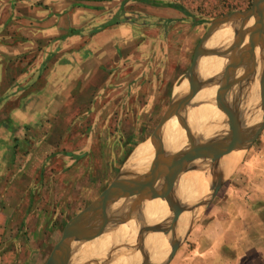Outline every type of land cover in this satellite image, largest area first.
I'll return each mask as SVG.
<instances>
[{"label": "rangeland", "instance_id": "obj_1", "mask_svg": "<svg viewBox=\"0 0 264 264\" xmlns=\"http://www.w3.org/2000/svg\"><path fill=\"white\" fill-rule=\"evenodd\" d=\"M251 2L0 0V59L11 78L0 85V264H48L66 224L149 142L212 23ZM37 50L45 55L40 66ZM54 53L67 67L71 55L96 61L57 75L50 70ZM99 54L105 58L98 61ZM28 60L32 77L18 81ZM42 76L43 87L28 88ZM231 152L233 163L239 159L230 177L207 206L217 178L206 183L201 216L168 264H255L244 255L249 242L264 239V128L242 154ZM224 172L220 163L215 175ZM191 192L197 197L195 185ZM182 207L179 222L187 226L197 215L193 204ZM96 240L82 251L101 249ZM165 250L155 256L158 264L166 262ZM82 254L74 249L71 264L92 256Z\"/></svg>", "mask_w": 264, "mask_h": 264}, {"label": "water", "instance_id": "obj_2", "mask_svg": "<svg viewBox=\"0 0 264 264\" xmlns=\"http://www.w3.org/2000/svg\"><path fill=\"white\" fill-rule=\"evenodd\" d=\"M229 20H235L238 23L237 43L233 46L241 45L243 47V53L234 68L226 71L218 78H205L202 87L190 88L186 93L171 100L158 128L149 139L156 152L148 170L134 175L129 174L128 170H123L102 197L66 224L60 242L52 252L48 264H71L75 243L94 240L97 234L103 235L105 233L106 222L109 219L125 217L130 214H134L133 222L136 227L132 240L127 244L129 255L132 259H135L131 264H154V251L143 247L145 231H147L149 224L143 210L144 205L153 200L159 201L162 187L167 184L178 183L181 177L191 170L203 173L205 183H207L210 181L208 164L215 160L223 165L225 172L223 177H217V182L209 189L210 194L205 206L211 202L220 187L230 177L231 171L227 169V156L232 147L235 151L240 150V154H242L254 137L264 128V109L257 121H243L245 115L248 116V119H253L252 89L256 82V68L261 61L264 67V38L261 41V25H264V0H252L248 9L236 11L215 20L196 50L191 69H197L198 67V58L202 46L219 27ZM246 38H248V41L245 46ZM206 88L216 89L211 97L212 99L210 101L197 99L198 94ZM224 88L227 89L226 96L219 100L220 93ZM230 91L231 96L227 99ZM244 91L246 92L244 113L241 112L233 124L226 126V130L223 128V130H217L215 128L217 120H215L210 125L213 128L212 136H210L209 142L205 146L180 151H167L165 149L162 138L163 128L172 119L186 118L188 116V105L191 102L197 101L198 108L207 106L211 102L214 110L225 117L235 104L236 97L241 96ZM126 181L132 182L135 188L127 193H120V186ZM202 198L203 195L195 199L181 196L178 192L166 201L168 216L172 218L173 226L165 234L167 246L165 249L170 247V253L164 264H168L172 260L178 247V241L191 232L201 216ZM183 202L193 204L197 216L184 229L180 230V214L186 210L184 207L181 208Z\"/></svg>", "mask_w": 264, "mask_h": 264}, {"label": "bare ground", "instance_id": "obj_3", "mask_svg": "<svg viewBox=\"0 0 264 264\" xmlns=\"http://www.w3.org/2000/svg\"><path fill=\"white\" fill-rule=\"evenodd\" d=\"M237 26H238L237 21L235 20L227 21L221 27H219L212 35V37L207 41V43H205L202 46L201 49L202 51L200 52L201 53L200 56L202 55L203 59L201 62L198 63L197 69H193L198 71V76L200 75L202 77L201 79L202 83L205 80V78H218L223 74H225L226 71L232 70L235 64L237 63V61L239 60V58L241 57L243 53L242 50L243 47L241 45L233 46V44L237 43V28H238ZM263 38H264V25L262 24L261 41L263 40ZM247 41L248 38H246L244 45L247 43ZM202 63L203 65H201ZM214 67L216 74H213V76L209 77V71ZM263 73H264V67H263V62L261 61L259 62V64H257L256 73H255L256 82L252 89L253 92L252 111L254 116L253 119H247L245 121L255 122L262 115V110L264 109V74ZM197 80L198 79L194 80L193 82ZM198 83H199L198 81L197 83H191L189 87L199 88L203 86ZM215 91L216 89L214 88L213 89L206 88L198 94L197 98L201 96L202 97L200 99L201 101H210ZM226 92L227 89L224 88L220 93L219 96L220 100H222L226 96ZM177 96H179L178 93L174 95V97ZM245 104L243 103L241 104V98L240 96H237L235 104L231 107L229 113L225 117L221 116L220 113L215 115L217 111H215L213 106L210 104L207 106H202L200 108L197 107L196 109H194L192 105H188L189 106V107L187 106L188 116L186 118L172 119L163 128L162 138L165 145V149L167 151H180V150H188L190 148H198L205 146L209 142L210 136H212L211 134L213 133V128H211L210 125L214 123L215 120H217L216 121L217 124H215V128L217 130H221L222 128L226 130V126L233 124L237 120L241 112L244 113L245 109L243 108L245 107L244 106ZM197 113L205 115L207 117H202V116L200 117L198 115L196 116ZM174 124H176V126ZM171 134H173L174 136L172 137ZM176 137L179 141V143L177 144L174 141ZM155 152L156 150L154 149V147L151 146L150 142L140 145L138 149L135 151L134 156L128 163L127 170L129 174H131L130 171L131 166L134 167L136 166L134 171H132L133 175L146 172L150 166V164L149 163L146 164V162L152 163L155 157ZM233 152H230V154H228L227 156L228 170H231L233 167H235L236 162L239 159V154H238L236 161H234V163L232 162L231 156ZM208 170H209V180L210 182L211 181L213 182L218 177V174L217 176L215 174L218 171L220 172V162H218L217 160L210 162L208 164ZM193 185H195V191L198 192L199 197L206 194L208 189L203 174L195 170H191L187 172L183 177H181L178 183L167 184L161 188V193H163L165 190H168L161 197L162 198L161 205H159L160 201L157 200L150 201L149 203H146L144 205L143 210L147 220L149 221V224L147 227V231H145L143 247L145 249L150 248L152 251H154V257H153L154 260H155V256L157 254L163 253V251L167 247L165 243L166 238L164 235L168 233L173 226V224L169 221V217H168L169 212L166 205V201L170 200L178 192H180L181 196L183 195L189 197L191 195V194L189 195V193L191 192H187V191L185 192L184 190L182 191V188L184 189L185 187L186 189L188 186L191 187ZM132 187L135 188L133 183L130 181H126L125 183L123 182L121 184L119 191L120 193H127L129 192V188ZM162 202H164L165 205ZM132 216L133 214H130L125 217H113L106 222L107 224L106 230L110 231L109 234L110 233L111 234L106 237H102L103 235L97 234L95 237V240L97 239L96 242L92 243L93 247H95L96 244L97 246H102L101 249H94L95 251H89L86 254V252L82 250L88 247L89 245L88 244L85 245V243L87 242H79L82 245L79 244L75 247L76 252H84V255L82 254L84 257L86 256L88 257V255H92L89 259L80 261L79 263L131 264L132 261L135 259L134 258L132 259L130 255L128 256L127 244L129 241L132 240V236L135 234V229H136L135 224H133L132 222V218H133ZM151 222L152 224H150ZM182 223L183 222L181 221L179 222L180 230L185 228L184 225H181ZM105 233L108 234L107 232ZM79 258L81 259L83 257H79ZM76 260H78V258L75 259L74 261ZM159 260L160 257L156 259L154 264H158Z\"/></svg>", "mask_w": 264, "mask_h": 264}, {"label": "crops", "instance_id": "obj_4", "mask_svg": "<svg viewBox=\"0 0 264 264\" xmlns=\"http://www.w3.org/2000/svg\"><path fill=\"white\" fill-rule=\"evenodd\" d=\"M225 28H226V26H225ZM225 30V29H224ZM223 30V31H224ZM204 38V37H203ZM220 45V44H219ZM202 51V50H201ZM3 53H5V50H3L2 51V54ZM57 53H60V52H57ZM37 55H38V59H40V58H42L41 60H40V62H39V66H40V63H43V61H44V58H45V55H44V52L42 51L41 53L39 52V50H37ZM44 55V56H43ZM87 55V54H86ZM89 56V58L86 56H84V55H82V56H79V55H71V57H70V59H69V64H68V67L69 68H71V70L69 71L71 74L72 73H76L77 74V72L79 71L78 69L79 68H81V67H84L85 65H88V64H90V63H93V62H95L96 61V57H94V55L93 56H91V54L90 55H88ZM220 56V55H219ZM13 57H15V55L13 56ZM94 57V58H93ZM209 57V56H208ZM218 57V56H217ZM105 58V55H102V54H99L98 55V57H97V60L98 61H100V60H103ZM13 60V59H12ZM52 61L53 60V62H52V64H51V66H50V70H53V72L55 73V74H57V73H63L62 71H66L67 72V70H68V67L65 65V63L64 64H62L63 62H61V58L59 59V56L58 55H56L55 53L52 55V57L49 59V61ZM8 62V61H7ZM28 62H29V60L27 61V63H26V65H25V68L23 67V68H21V69H19V71H21L22 73H25V75H22L20 78H18V81H23V82H26V81H29L30 79H31V77H32V74H30V70H29V68H30V65L28 64ZM9 64H12V62H8ZM45 65V64H44ZM23 66V65H22ZM205 66V65H204ZM203 66V67H204ZM44 67V66H43ZM42 67V68H43ZM190 70V71H189ZM198 70H200V69H198ZM189 71V72H188ZM68 72V73H69ZM211 72V73H210ZM69 73V74H70ZM188 73V74H187ZM187 74V75H186ZM208 74V73H207ZM213 74H216V72H215V67L213 68V69H211L210 71H209V77H211V76H213ZM58 75V74H57ZM205 75V74H204ZM9 76V71H8V67H7V63L5 64V62H4V59L3 58H1L0 59V85H2V83H4L6 80H7V78H9L8 77ZM194 77V78H193ZM198 79L197 81L199 82L198 84H201V85H203V83H202V81H201V79H202V77L199 75L198 76V71H196V70H191V67L186 71V73H185V75H184V78H183V80H182V82L180 83V85L179 86H177L176 88H177V91H175V89L176 88H173V91H172V93H173V98H174V95L176 94V93H178L179 95H181V94H184V93H186L187 91H189V85L191 84V83H197V81H195V82H193L194 80H196V79ZM9 79H11V78H9ZM21 79V80H20ZM66 80H69V82H70V78H67ZM200 80V81H199ZM39 80H37V84H32L31 86H28V88L29 87H34V88H39V87H43L44 86V80H43V76H42V82H38ZM192 81V82H191ZM179 89V90H178ZM29 92H27V94H28ZM171 93V94H172ZM5 97H6V95H4ZM5 97H3L4 99H5ZM172 98V99H173ZM202 97L200 96V97H198L197 99H201ZM220 100V99H219ZM27 101H28V99H27ZM171 103V102H170ZM23 104H24V101H23ZM26 104V103H25ZM24 104V105H25ZM190 104H192V102L190 103ZM189 104V105H190ZM22 105V104H21ZM219 112H217V113H215V115L216 114H218ZM202 116V117H207V116H205V115H202V114H196V116ZM17 116V115H16ZM8 127V125L6 126V128ZM147 163H149V164H151V162H146V164ZM136 168V166L134 167V166H131V168H130V171H131V174L133 175V172L132 171H134V169ZM134 188L132 187V188H129V191L130 190H133ZM181 189V188H180ZM187 191V192H191V187L190 186H188L186 189H185V187H184V189L182 188V191ZM168 190H165L163 193H161L160 194V202H159V205H161V200H162V196H163V194L165 193V192H167ZM191 194V195H190ZM195 194V192H191V193H189V197L190 198H192L193 197V195ZM197 197H199V194H198V192H197ZM197 197H193V198H197ZM169 217V216H168ZM122 225V224H121ZM249 243H251V242H249ZM249 243L247 244V251L245 252L246 254L244 255L245 257H247L249 260H250V262L251 263H255V264H264V239H262V240H257L256 242H253V243H251V245L249 246ZM249 251H251L250 253H249ZM233 258V257H232ZM234 259V258H233ZM236 260H238L237 259V257L235 258ZM240 262H241V260H240ZM245 262V264H248V260H245L244 261ZM239 262H237L236 264H238ZM76 264H82V263H78V261H77V263Z\"/></svg>", "mask_w": 264, "mask_h": 264}]
</instances>
